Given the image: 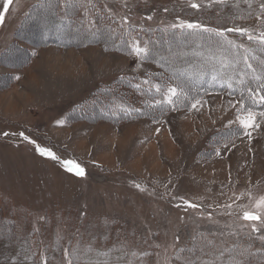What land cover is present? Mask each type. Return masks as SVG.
Wrapping results in <instances>:
<instances>
[{
	"label": "rangeland",
	"instance_id": "rangeland-1",
	"mask_svg": "<svg viewBox=\"0 0 264 264\" xmlns=\"http://www.w3.org/2000/svg\"><path fill=\"white\" fill-rule=\"evenodd\" d=\"M262 4L0 0V264L13 250L36 252L47 264H129L126 257L173 264L179 249L197 252L203 234L222 247L248 239L264 261V225L243 219L264 196V103L253 104L249 91L194 98L176 70L178 78L170 77L155 62L173 72L170 64L209 70L224 58L241 61L230 45L223 46L230 56L220 48V38L197 30L176 41L168 32L186 21L258 37ZM98 30L97 42H86ZM61 35L67 46L53 43ZM134 41L152 60L135 54ZM250 52L242 56L257 71L252 57L261 52ZM153 75L159 78L145 80ZM241 75L256 81L253 72ZM169 88L177 89L171 99L178 105L159 112ZM249 109L258 128L240 124ZM244 257L224 264H247Z\"/></svg>",
	"mask_w": 264,
	"mask_h": 264
},
{
	"label": "trees",
	"instance_id": "trees-1",
	"mask_svg": "<svg viewBox=\"0 0 264 264\" xmlns=\"http://www.w3.org/2000/svg\"><path fill=\"white\" fill-rule=\"evenodd\" d=\"M47 10H49V7H47ZM98 31L92 32L93 33L92 35L89 33V37L86 35L87 36L86 42L87 41L89 42L91 40L90 42L96 43L97 39H98L97 38L98 35L101 36L102 34H104V32H103L104 30H98ZM189 31H191V30L183 29L181 31H178L176 29V30H173V32L171 31L168 33L171 36L170 38L177 41V37L181 36L183 39ZM180 32H182V33H180ZM199 32L205 33V36H210L211 38L217 37V38L224 40V37L215 36L213 33L202 32V31H199ZM253 36L256 37L255 35H253ZM75 37L80 39V38L85 37V35L84 36L78 35V37L77 36H75ZM75 37H73V38H75ZM225 37L228 40L234 41L236 45H243V47H233L230 45L232 50H234L238 54L241 61H238L235 63L231 61L232 63L230 64V66L227 69H225L223 71V73L217 74V71H216V70L220 69V66H221L220 63H218V65L216 67L209 68V70L194 67L193 63H188L187 66L183 65L184 63L181 64L180 66L170 64L171 69L173 70V72H172V71H168L166 63L165 62L163 63L162 60L161 61L155 60V62L158 65H160L161 69H163V71L165 72V75H169L170 77L173 76L175 78H178V75H176L174 73L176 70L177 71L176 73L180 75L179 77H181V81L183 82V79L187 81L188 84L185 86V88L187 89V91L189 90L190 92L194 93L193 94L194 98H196L197 96L198 97L205 96V95H208L209 93H215V92L223 93V92H230V91H232L233 95L245 97L248 94V93L246 94V92L248 91L249 88H251L253 90V92L257 91V89L259 88V85L261 83H264V80L249 81V80L245 79L246 77H243L241 75V73L243 72V69L247 73L252 72L251 69L246 68V64H245V61H244V58L242 55L245 52V49H248V48H250L249 49V51H251L250 54H252L253 52H261V56L260 57L258 56L259 59H257L260 62V60H264V52L261 51V45H260L258 40H255V39L249 40V39H247V36H242L241 34H239L237 32H231V33L225 32ZM51 38L56 40V41H54V40H50V41H54L53 43H55V45H57V46H67V44H69L68 39L66 37L63 38L62 35H61V37H58V36L53 37L52 36ZM239 38H242V40H240ZM161 40H163V39L161 38ZM99 42H101V41H99ZM151 43H152V41H149L150 46H151ZM223 49L226 51V54L228 56H230L229 52H227V50L224 47H223ZM247 53H245V54H247ZM149 55H150V53H149ZM149 55L147 56V59L152 60L151 56H149ZM233 55H234V53H233ZM248 63H251L250 60H248ZM256 72H258V74H256V75L263 74V73H261L262 72L261 69H258ZM202 73H203V75H201ZM213 75H216V79L212 78ZM229 76L232 77V79H231L232 87H228V84L226 82L228 80ZM131 78H136L135 79L136 80V83H135L136 86H138L140 84H144V83H141V81H138L137 78H139V77H131ZM151 78L155 79V78H159V77L158 76L147 77V78H145V80L148 82L151 80ZM241 79H243L245 81L244 84L239 83V81ZM151 81H153V80H151ZM162 90H164V89L162 88ZM150 93L154 94L155 90L154 91L151 90ZM261 93H264V92H261ZM167 94H168V92L166 91L163 95L164 98L167 97ZM244 94H246V95H244ZM182 104H183V102H182ZM177 105H178V102H175L174 100H172V103H169V102L161 103L160 105H158L156 107V109H157V111H159V108H164L168 112L171 109H174ZM98 106H100V105H98ZM164 109H161L159 112H161ZM82 110L84 111V109H81L79 107L77 109V113H79V111H82ZM117 118H118V116H117ZM18 241H20V240H18ZM108 245H107V243L104 244V246H108ZM196 245L198 246L197 252H195V250L193 252H189L190 250H188L186 247L182 248V249H184V251H181V249H179V252L173 258V264H185V259L189 258V257L192 259H196L198 261V264H199L200 260H214L216 262V264H224V263H229V262H232L235 260H240L241 257H243V256H245L244 260L247 264H264L263 254H262L263 251L259 250L256 243L251 242L248 239L246 241L241 240V241L237 242L236 244L233 245V247H231V246L222 247V246H219L218 244H216V242L208 234H206V235L203 234L199 237V240L197 241ZM10 247H11V245H10ZM237 247L240 249V251H238ZM100 253L106 255L105 259H107L109 257V256H107L108 251L100 249ZM6 254H7V256H6ZM5 257H6V260H5V258H2V261H6V264H7V262H9L8 260H10V259L13 261L23 262V260H25V258L26 259L29 258V260L33 261V262L35 261V258H37L39 260V264H45V261L47 264V259H45L46 258L45 256L36 255V252L34 254L32 251H28V250H25L24 252L23 251L15 252V250L9 251V252L5 253ZM144 258L139 257V258H137V260H135V258L132 259V258L126 257V260L130 259L129 264H146L145 263L146 260L144 261ZM48 261H49V259H48ZM257 261H262V262H257ZM22 264H26V263L24 262Z\"/></svg>",
	"mask_w": 264,
	"mask_h": 264
},
{
	"label": "snow or ice",
	"instance_id": "snow-or-ice-1",
	"mask_svg": "<svg viewBox=\"0 0 264 264\" xmlns=\"http://www.w3.org/2000/svg\"><path fill=\"white\" fill-rule=\"evenodd\" d=\"M5 2L7 4H11L13 2V0H5ZM216 2L224 3L225 0H216ZM192 7L198 8L199 5L192 4ZM261 8H264V4L261 5ZM5 11H7V9H5ZM4 19H5L4 14H0V26L3 25ZM92 23H94V21ZM172 28L193 30V32L187 33V35H192L194 32L199 30L202 32L213 33L215 36H218V37H224V42L220 43L221 48H223L224 43L231 45L233 47H243V45H236L234 41L228 40L225 37V32H237V33L241 34L242 36H247V39H249V40H253V39L258 40L260 45H261V51L264 52V32H261L258 37H254L249 32V30L247 28L235 27V28H226V29L221 30V29H217V28H209V27L204 26V25L199 24V23H192V22H186V21H181L179 24H174V25H172ZM132 48H133L135 54L137 56H140L141 58H146L149 55L148 47L147 46H141L139 41H134L132 44ZM248 51H249V49H245V53H247ZM243 58L245 60L246 67L252 70L254 78L258 81L264 80V75H256V69L253 68L251 63H248V56L245 55ZM252 59H259V57L253 56ZM231 63L232 62L227 60V58L220 60L221 66H220V69L216 70L217 74L223 73V71L225 69H227ZM260 64L262 66L261 71L264 72V60H260ZM201 75H203V73ZM18 78L19 77H17V79ZM212 78L216 79V75H213ZM231 79H232V77L229 76L228 80L226 81L228 84V87H232ZM239 83L244 84L245 81L243 79H241L239 81ZM156 90L157 91L160 90L159 85H156ZM248 91L250 93L249 99L251 100V102L253 104L264 103V95H258L259 92H264V83H261L259 85V88L257 89L256 92H253V90L251 88H249ZM168 92L170 93L168 102L172 103L171 97L177 95V89L176 88H169ZM260 115L264 116V112H261ZM255 119H256V114L252 110L249 109L247 111V116L240 119V124L245 129L252 128L253 126L258 128L260 125L255 123ZM248 135H251V133L249 132ZM25 138L27 139V137H25ZM40 151H41L42 155H47V156L52 157L53 159H56L55 155L52 152H50L46 149H40ZM73 168L75 169L76 175H78V176L84 175L83 168H80L78 165H74ZM73 168H69V171H73ZM137 187H139V186H137ZM189 207L196 208L198 206L195 204H189ZM255 208L257 209V211H245L243 213V219L247 220V221H259L261 223V225H264V196L260 197L259 200L256 201ZM255 230L260 231V229H255ZM260 238L264 239V235H262ZM181 251H184V249H181ZM190 251H194V250H190ZM45 264H46V261H45ZM67 264H74V262L72 259H68ZM185 264H198V261L196 259H192L189 257V258L185 259ZM199 264H216V262L214 260H200Z\"/></svg>",
	"mask_w": 264,
	"mask_h": 264
}]
</instances>
